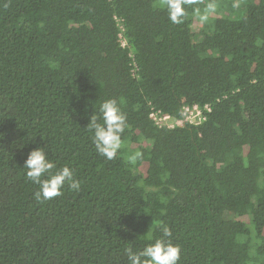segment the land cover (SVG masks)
I'll return each instance as SVG.
<instances>
[{"label":"trees","instance_id":"16d2710c","mask_svg":"<svg viewBox=\"0 0 264 264\" xmlns=\"http://www.w3.org/2000/svg\"><path fill=\"white\" fill-rule=\"evenodd\" d=\"M163 2L0 0V264H128L159 226L178 264H264V0L178 25ZM106 99L128 125L111 161L88 126ZM194 104L200 123L150 115ZM37 147L78 191L36 200Z\"/></svg>","mask_w":264,"mask_h":264},{"label":"clouds","instance_id":"9594fccd","mask_svg":"<svg viewBox=\"0 0 264 264\" xmlns=\"http://www.w3.org/2000/svg\"><path fill=\"white\" fill-rule=\"evenodd\" d=\"M198 0H164L162 7L166 8L167 18L172 24H181L186 17V6L195 5ZM238 6V5H236ZM216 5L208 3L203 11L195 9L201 23H206ZM90 130L93 132V143L100 156L113 160L122 146V135L127 128V118L121 111L115 99H106L99 106V112L90 118ZM142 154L131 155V161L137 160ZM26 179L39 186L35 193L37 201L50 200L63 194L67 185L71 190L78 191L80 182L74 177L68 166L57 168L56 164L46 154L44 147H37L29 152L24 162ZM162 235L154 242L148 243L142 249L133 251L126 249L128 264H178L180 247L171 242V229L159 226Z\"/></svg>","mask_w":264,"mask_h":264},{"label":"built area","instance_id":"2783aa9c","mask_svg":"<svg viewBox=\"0 0 264 264\" xmlns=\"http://www.w3.org/2000/svg\"><path fill=\"white\" fill-rule=\"evenodd\" d=\"M211 110L209 104H206L203 108L198 105H186L184 107V114L182 119H174L170 115L163 114L160 109L152 108L151 117L154 119L155 123L159 126H168L174 128L177 125H181L187 121L192 123H200L205 120L206 116L204 111Z\"/></svg>","mask_w":264,"mask_h":264},{"label":"rangeland","instance_id":"374dc122","mask_svg":"<svg viewBox=\"0 0 264 264\" xmlns=\"http://www.w3.org/2000/svg\"><path fill=\"white\" fill-rule=\"evenodd\" d=\"M199 25L198 26H195V28H197V27H199V26H201L202 25V23L200 22V23H198Z\"/></svg>","mask_w":264,"mask_h":264}]
</instances>
